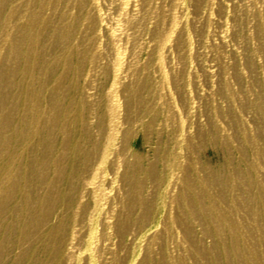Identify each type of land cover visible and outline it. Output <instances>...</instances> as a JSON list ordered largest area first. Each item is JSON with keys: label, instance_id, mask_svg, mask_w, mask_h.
I'll return each instance as SVG.
<instances>
[{"label": "rangeland", "instance_id": "rangeland-1", "mask_svg": "<svg viewBox=\"0 0 264 264\" xmlns=\"http://www.w3.org/2000/svg\"><path fill=\"white\" fill-rule=\"evenodd\" d=\"M0 264H264V0H0Z\"/></svg>", "mask_w": 264, "mask_h": 264}]
</instances>
